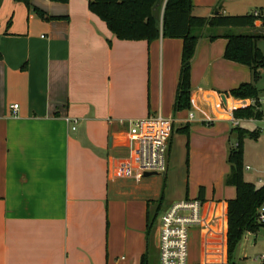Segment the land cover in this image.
Wrapping results in <instances>:
<instances>
[{"label":"crops","instance_id":"crops-1","mask_svg":"<svg viewBox=\"0 0 264 264\" xmlns=\"http://www.w3.org/2000/svg\"><path fill=\"white\" fill-rule=\"evenodd\" d=\"M191 1L200 17L220 0ZM29 3L0 6V264H141L147 212L189 198L166 188L173 138H186L187 127L190 144L213 141L228 152L233 129L253 120L233 114L252 100L228 94L250 71L223 59L225 39L203 37L189 108L173 113L181 39L117 40L87 0ZM149 116L172 121L166 172L119 177L127 122ZM205 197L206 212L226 217V201Z\"/></svg>","mask_w":264,"mask_h":264},{"label":"trees","instance_id":"trees-1","mask_svg":"<svg viewBox=\"0 0 264 264\" xmlns=\"http://www.w3.org/2000/svg\"><path fill=\"white\" fill-rule=\"evenodd\" d=\"M30 7L29 0H14ZM54 3L65 4L68 0H49ZM2 0H0L1 5ZM221 0L208 17H198L192 14L191 0H87L88 10L97 16L111 34L121 41H145L150 43L162 38L181 39L182 50L180 69L173 102V113L189 108L190 70L195 56L197 45L203 37L214 41L218 38L226 40L223 59L246 66L251 74V82L242 83L237 88L228 92L229 96L237 99H250L253 105L233 112L235 118L261 120L263 114L260 110L259 90L255 83L260 78L259 70H264V54L258 49L257 41L264 35L256 34H231L214 35L205 33L206 29L214 28H254L255 17L251 15L227 16L220 13ZM162 8L161 15H156L157 7ZM37 15L44 18L38 9H33ZM60 19L61 17H47ZM237 130V143L227 152L229 172L225 177V185L233 187L235 198L226 201L227 204V229L226 249L227 264H237L232 261L241 236L244 233L255 232L256 210L264 202V183L256 186L243 179V149L242 136L244 130ZM188 138V128L180 131ZM253 138L258 132L251 134ZM197 198L204 200V187H199ZM160 203L151 212H147L146 240L147 248L142 257L141 264H149V247L152 243L153 225L160 212ZM154 238V236H153Z\"/></svg>","mask_w":264,"mask_h":264},{"label":"rangeland","instance_id":"rangeland-1","mask_svg":"<svg viewBox=\"0 0 264 264\" xmlns=\"http://www.w3.org/2000/svg\"><path fill=\"white\" fill-rule=\"evenodd\" d=\"M13 1V0H12ZM220 13L227 16L251 15L254 11L264 10V0H221ZM1 6V5H0ZM161 7V6H160ZM213 10V9H212ZM162 11V8H161ZM202 16L208 17L211 11L203 9L199 11ZM11 18L6 20V27L9 26ZM231 34H263V29L255 23L254 28H214L206 29L205 33L221 35ZM260 35V34H259ZM264 35V34H263ZM258 49L264 54V38L257 41ZM260 78L255 83L259 90L264 114V70H259ZM249 80V82H251ZM264 117L261 120H252L242 124L244 135L242 136L243 149V179L254 182L256 186L264 183V132L260 131L264 127ZM233 136L230 146L237 143V130L233 129ZM258 132V136L253 138L251 134ZM172 134V131H171ZM171 137V136H170ZM182 139V140H181ZM213 141L204 142L190 140L185 137H174L169 151L170 167L168 168V178L166 188L168 192H181L187 194L190 199L197 197L200 186L204 187L206 201L223 202L235 198L233 187L225 185V177L229 171L227 163V150L219 153ZM248 166L249 170H245ZM151 213L154 211L151 208ZM157 228V221L153 225L152 243L149 247V264H156L157 250L154 245V234ZM200 231L192 229L189 232L187 253L188 263H197L201 258ZM216 239L213 245L216 247ZM211 250H215L212 248ZM216 252V251H215ZM264 253V232L258 229L255 232L244 233L232 253V261L237 264H258L259 257Z\"/></svg>","mask_w":264,"mask_h":264},{"label":"built area","instance_id":"built-area-1","mask_svg":"<svg viewBox=\"0 0 264 264\" xmlns=\"http://www.w3.org/2000/svg\"><path fill=\"white\" fill-rule=\"evenodd\" d=\"M252 15L256 19L254 25L259 24L264 34V10L254 11ZM10 108L15 116L18 106L15 104ZM239 122L238 119H233L232 125L237 127ZM67 123L75 124L76 120H67ZM127 126L128 152L118 163V176L138 180L145 173L163 175L167 168L171 119L149 116L130 120ZM260 131L264 132V127ZM245 170H249V167L246 166ZM255 220L258 229L264 232V202L257 208ZM156 221V264H189L187 244L192 229H198L201 237V258L192 264H227V219L224 214L206 212L204 201L184 198L173 202L159 212ZM215 239L216 247L213 245ZM212 248L215 250H211ZM258 264H264V253L259 257Z\"/></svg>","mask_w":264,"mask_h":264},{"label":"water","instance_id":"water-1","mask_svg":"<svg viewBox=\"0 0 264 264\" xmlns=\"http://www.w3.org/2000/svg\"><path fill=\"white\" fill-rule=\"evenodd\" d=\"M155 175H158V174H156V173H145L143 176L149 177V176H155ZM154 245L155 246L157 245V232H155V234H154Z\"/></svg>","mask_w":264,"mask_h":264}]
</instances>
